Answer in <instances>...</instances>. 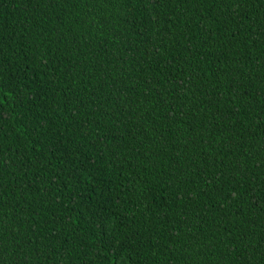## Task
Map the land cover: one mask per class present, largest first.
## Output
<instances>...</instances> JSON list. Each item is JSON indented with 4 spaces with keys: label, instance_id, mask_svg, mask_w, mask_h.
<instances>
[{
    "label": "trees",
    "instance_id": "obj_1",
    "mask_svg": "<svg viewBox=\"0 0 264 264\" xmlns=\"http://www.w3.org/2000/svg\"><path fill=\"white\" fill-rule=\"evenodd\" d=\"M0 264H264V0H0Z\"/></svg>",
    "mask_w": 264,
    "mask_h": 264
}]
</instances>
